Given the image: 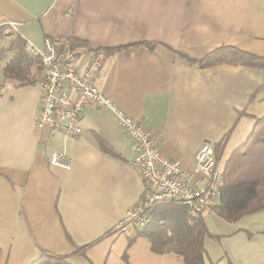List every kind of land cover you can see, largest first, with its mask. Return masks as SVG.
I'll list each match as a JSON object with an SVG mask.
<instances>
[{
    "label": "crops",
    "instance_id": "obj_1",
    "mask_svg": "<svg viewBox=\"0 0 264 264\" xmlns=\"http://www.w3.org/2000/svg\"><path fill=\"white\" fill-rule=\"evenodd\" d=\"M16 33L37 47L45 38L83 42L73 46L80 67L102 50L96 88L145 125L199 186L206 182L193 161L198 147L212 142L223 172L264 114L260 70L200 68L186 59L221 45L264 56V0H0V84ZM39 99L35 83L7 80L0 89V264H30L41 251L73 264H185L172 252H154L146 237L135 234L129 243L115 228L145 188L116 114L87 107L82 132L70 136L35 126ZM53 152L66 154L72 167L51 165ZM201 215L207 264H264V208L234 222L211 209Z\"/></svg>",
    "mask_w": 264,
    "mask_h": 264
},
{
    "label": "built area",
    "instance_id": "obj_2",
    "mask_svg": "<svg viewBox=\"0 0 264 264\" xmlns=\"http://www.w3.org/2000/svg\"><path fill=\"white\" fill-rule=\"evenodd\" d=\"M25 50L41 65L40 77L35 81L40 89L35 115L38 129L49 128L76 136L82 132L80 113L95 106L112 110L126 138L131 140L133 155L130 163L145 188L141 200L116 225L117 230L127 237L134 236L137 228L148 223L150 207L157 202L181 203L191 216L201 214L218 202L222 172L217 168L213 143L203 142L194 154L195 168L206 182L199 186L179 161L166 157L158 149L145 125L123 112L109 96L96 88V74L104 60L102 50L89 52L82 67L77 63L78 51L68 40L53 42L45 38L42 47L27 43ZM49 163L69 169L73 162L66 154L53 152Z\"/></svg>",
    "mask_w": 264,
    "mask_h": 264
},
{
    "label": "trees",
    "instance_id": "obj_3",
    "mask_svg": "<svg viewBox=\"0 0 264 264\" xmlns=\"http://www.w3.org/2000/svg\"><path fill=\"white\" fill-rule=\"evenodd\" d=\"M72 46L83 45L68 39ZM26 41L15 34L11 49L13 56L3 65L4 81L13 80L18 85L35 83L40 77L38 59L25 51ZM149 48L155 44L146 43ZM122 46L107 48V54L121 50ZM2 48L0 59L5 56ZM182 57H185L181 54ZM190 64L206 68L216 64L241 65L260 70L263 74L259 89L264 90V56L241 50L234 46L221 45ZM3 81V83H4ZM0 84V89L3 86ZM254 125L246 140L238 145L227 158L221 177L220 197L210 209L224 221L234 222L245 215L264 208V114L254 119ZM224 139L219 143L222 146ZM216 147H213L215 149ZM215 155V151H214ZM216 158V155H215ZM150 218L145 226L136 229V236L150 240L154 252H172L185 264H207L204 236L209 235L201 214L191 216L186 207L178 202H157L150 207ZM135 236V235H134ZM133 237H130L129 243ZM126 262V255L123 254ZM30 264H73L64 255L41 251ZM126 264H129L126 262Z\"/></svg>",
    "mask_w": 264,
    "mask_h": 264
},
{
    "label": "rangeland",
    "instance_id": "obj_4",
    "mask_svg": "<svg viewBox=\"0 0 264 264\" xmlns=\"http://www.w3.org/2000/svg\"><path fill=\"white\" fill-rule=\"evenodd\" d=\"M213 147V146H212Z\"/></svg>",
    "mask_w": 264,
    "mask_h": 264
}]
</instances>
